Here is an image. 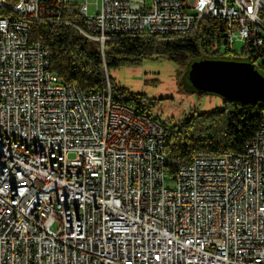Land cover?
<instances>
[{"label":"built area","instance_id":"obj_1","mask_svg":"<svg viewBox=\"0 0 264 264\" xmlns=\"http://www.w3.org/2000/svg\"><path fill=\"white\" fill-rule=\"evenodd\" d=\"M206 19L212 49L264 62V0H0V264H264V109L243 153L171 175L157 115L116 103L108 73L102 92L64 82L31 39L43 21L102 49L183 40Z\"/></svg>","mask_w":264,"mask_h":264},{"label":"trees","instance_id":"obj_2","mask_svg":"<svg viewBox=\"0 0 264 264\" xmlns=\"http://www.w3.org/2000/svg\"><path fill=\"white\" fill-rule=\"evenodd\" d=\"M72 16L79 22L80 17ZM211 20L202 21L196 33L183 40L164 41L157 37L121 36L108 41L104 47L98 41L87 39L74 27L32 21L31 39L42 41L50 51L51 69L64 82L75 84L89 93L107 88L110 67L137 66L146 59L166 57L181 66L203 56L220 57L219 49H212ZM252 57L254 54H251ZM230 57V56H229ZM248 57V54H243ZM264 74V62L258 65ZM110 82L111 77L109 76ZM112 97L116 103L127 106L138 114L153 116L158 100L143 93L123 96L121 90ZM264 100L253 105L224 101V106L199 112L168 125L165 131V151L169 158L167 171L174 174L178 166L197 153H243L247 142L259 131ZM158 119V118H157Z\"/></svg>","mask_w":264,"mask_h":264},{"label":"rangeland","instance_id":"obj_3","mask_svg":"<svg viewBox=\"0 0 264 264\" xmlns=\"http://www.w3.org/2000/svg\"><path fill=\"white\" fill-rule=\"evenodd\" d=\"M70 1H87L89 14L94 15L99 0ZM219 58L227 56L222 54ZM236 58L250 59L242 56ZM189 65L181 66L166 57H159L146 59L137 66L110 67L108 75L116 89L115 93L117 90H121L123 96L129 93H143L148 98L158 100L153 113L160 122L172 125L190 116L194 111H212L224 106L221 96L211 93L199 94L193 88L188 77ZM167 186H174V181L168 180Z\"/></svg>","mask_w":264,"mask_h":264},{"label":"water","instance_id":"obj_4","mask_svg":"<svg viewBox=\"0 0 264 264\" xmlns=\"http://www.w3.org/2000/svg\"><path fill=\"white\" fill-rule=\"evenodd\" d=\"M191 62L188 77L199 94H217L224 101L243 105L264 100V74L251 59L203 56Z\"/></svg>","mask_w":264,"mask_h":264},{"label":"bare ground","instance_id":"obj_5","mask_svg":"<svg viewBox=\"0 0 264 264\" xmlns=\"http://www.w3.org/2000/svg\"><path fill=\"white\" fill-rule=\"evenodd\" d=\"M224 52L227 53L228 56L230 55V57H234V53L232 51H223L222 53H224ZM236 56H242L243 57V54H238ZM248 57H250V59L255 64V66L260 64V63H255V55L252 57L251 54H248Z\"/></svg>","mask_w":264,"mask_h":264}]
</instances>
